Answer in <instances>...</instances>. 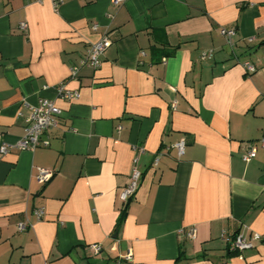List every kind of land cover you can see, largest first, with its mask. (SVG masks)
Returning a JSON list of instances; mask_svg holds the SVG:
<instances>
[{"label": "crops", "instance_id": "crops-1", "mask_svg": "<svg viewBox=\"0 0 264 264\" xmlns=\"http://www.w3.org/2000/svg\"><path fill=\"white\" fill-rule=\"evenodd\" d=\"M104 37L100 67H81ZM44 100L61 110L49 145L18 149ZM263 137L264 0H0V264H264ZM38 169L54 177L41 185ZM255 233V248L230 249Z\"/></svg>", "mask_w": 264, "mask_h": 264}, {"label": "built area", "instance_id": "built-area-1", "mask_svg": "<svg viewBox=\"0 0 264 264\" xmlns=\"http://www.w3.org/2000/svg\"><path fill=\"white\" fill-rule=\"evenodd\" d=\"M42 1V0H39ZM54 7L57 9L63 3V0H51ZM113 4L119 5L126 0H111ZM96 29V26L94 27ZM20 29L23 32L27 31V24L21 23ZM220 34L228 39V43L232 45V39L236 36L235 29H221ZM251 41V40H250ZM112 41L108 37H104L101 41L92 44L88 50L87 57L81 62L82 66H87L93 69H98L101 65V57L105 53V51L111 46ZM213 57V52L207 51L203 52L200 56L201 60L211 59ZM245 69L248 73L253 74L257 71L256 66L253 64L246 62L244 64ZM78 68H74L72 70L73 76H75L78 72ZM58 93L61 99L72 101L79 98L78 92H72L65 90L63 86L58 88ZM30 113L26 118L27 126L25 128L24 136L19 140L17 144V148L20 150H30L34 151L40 147H47L49 142L43 140V135L48 130H52L58 126V119L61 114V110L56 107V105L49 101L44 100L40 102L37 106L29 108ZM259 145L261 148H264V137L259 141ZM174 147L178 151L179 157H182L186 148V141L181 140ZM135 151L138 156L144 151L142 147H136ZM9 152V148L6 145L1 146L0 153L7 154ZM136 156L133 160V168L130 176L129 183L125 188H123L120 193V200L123 203H127L131 198L136 194L141 178L142 173L139 169V158ZM257 156V149L255 147L250 148L246 153L243 154L242 159L245 163L251 162ZM159 158L156 157L154 159V166H158ZM54 177V172L46 169H38V173L36 175V181L41 184H47ZM34 214L37 220H42L45 215V209L43 207L38 208L34 211ZM29 222H21L18 225V230L21 232H25L30 227ZM196 234V230L192 229L190 232L191 238H194ZM229 242L230 249L233 252H242L244 250H249L255 248L256 243L262 242L263 237L260 234H253L251 237H245L242 234H237L234 237L227 239ZM90 251L93 255L97 256L101 253L102 247L99 244H93L89 246ZM127 262L131 261V254H128L125 257ZM121 261H118V264H121Z\"/></svg>", "mask_w": 264, "mask_h": 264}, {"label": "trees", "instance_id": "trees-1", "mask_svg": "<svg viewBox=\"0 0 264 264\" xmlns=\"http://www.w3.org/2000/svg\"><path fill=\"white\" fill-rule=\"evenodd\" d=\"M125 216H126V209L123 211V213H122V215H121V218H120L119 223H118L119 226H120V224L124 221ZM235 253H236V252H235Z\"/></svg>", "mask_w": 264, "mask_h": 264}]
</instances>
